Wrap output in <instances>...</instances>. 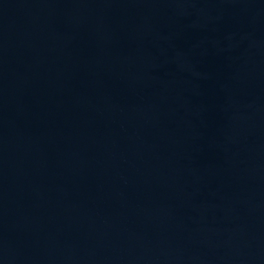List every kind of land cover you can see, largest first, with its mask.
<instances>
[{"label":"water","instance_id":"95a60500","mask_svg":"<svg viewBox=\"0 0 264 264\" xmlns=\"http://www.w3.org/2000/svg\"><path fill=\"white\" fill-rule=\"evenodd\" d=\"M0 264H264V0H0Z\"/></svg>","mask_w":264,"mask_h":264}]
</instances>
